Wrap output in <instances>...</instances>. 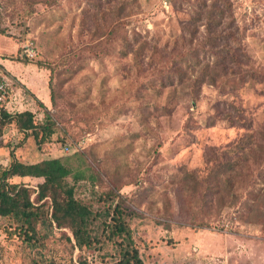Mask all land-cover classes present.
<instances>
[{
	"label": "rangeland",
	"instance_id": "374dc122",
	"mask_svg": "<svg viewBox=\"0 0 264 264\" xmlns=\"http://www.w3.org/2000/svg\"><path fill=\"white\" fill-rule=\"evenodd\" d=\"M6 2L11 8L6 12L3 26L7 31H16L17 21L26 9L21 8V2ZM189 2L193 0H142L144 12L126 18L131 20L128 33L133 30L144 34L153 32L155 39L161 35V43L168 38L174 40L180 34L179 18L184 13L180 9L184 10L182 7ZM233 2L234 16L242 35V49L249 55V62L264 73V0ZM84 6L82 0H62L54 8L39 6L37 13L26 18L24 27L28 31L21 34L20 40L0 34V62L13 76L10 86V89L14 88L13 98L10 105L6 104L11 111L32 110L36 121L44 122L47 114L53 116L52 110H65L70 115L76 101L78 107H82L77 114L86 120L91 118L96 125L94 131L79 140L69 135L71 144L63 148L48 145L40 151L35 141L28 140L16 151L20 159L33 162L71 154L74 150L87 154L93 151L98 158L102 155L111 158L113 153L126 152L127 145L131 149V158H143L142 143L147 142L149 146L155 140L152 135L145 136L135 113L136 107L129 104L127 98L130 83L141 87L140 62L121 55L125 38L122 29L111 38L93 39L94 23L84 22L81 12ZM147 42L150 53H155L154 39L149 38ZM20 47H30L35 57L17 59L15 56ZM102 49H106L107 54L98 58L94 50ZM85 58L87 60H83ZM40 62L53 65L55 73L52 74ZM141 65L144 68L148 64ZM153 70L150 69L147 78H151ZM263 89L264 85H259L248 93L243 91L237 99L240 106L246 105L251 110L254 127L258 128L264 126ZM53 95L59 103L56 106ZM171 97L172 91L166 90L161 103L172 105L169 102ZM216 98V91L205 87L202 98L194 107L176 104L172 116H160L151 125L153 134L156 133L162 141L158 153L152 156L153 168L150 169L148 165L151 163H147V168L141 172L146 180L121 190L126 194L129 209L138 213L131 219V225L145 264H264V229L262 222H258L248 208L238 212L239 205L233 206L231 198H226L220 206L219 194L212 193L210 204L202 208L203 197L195 201L183 188L186 172L195 173L203 183L207 181L214 165L210 155L228 151L236 161L242 158L236 153L237 144L245 137L247 129H237L223 120H218L213 127L206 126L205 116ZM116 109H124V112ZM55 118L57 128L64 130V123L56 114ZM76 122L73 120L75 125ZM86 124L84 121L76 126ZM6 135V140H0V162L3 164L10 161L8 148L19 142L15 138L14 125L7 128ZM8 141H11L9 145ZM89 156L93 161L94 158ZM93 165L102 171L98 160H94ZM105 177L108 179L107 175ZM39 182L40 179H35L33 183ZM252 186L264 187V181L258 180ZM143 188L146 193L137 202L139 190ZM246 188L248 185L244 182L241 190L236 188V191L245 197ZM202 220L208 224L202 225ZM41 231L42 243L33 245L22 239H9L0 229V264H32L33 258L45 263L54 260L55 264H71V246L61 240L60 231L53 232L49 223L43 224ZM78 253L76 249L75 260ZM87 255L92 264H117L121 250L116 242H110L106 250H90Z\"/></svg>",
	"mask_w": 264,
	"mask_h": 264
},
{
	"label": "trees",
	"instance_id": "16d2710c",
	"mask_svg": "<svg viewBox=\"0 0 264 264\" xmlns=\"http://www.w3.org/2000/svg\"><path fill=\"white\" fill-rule=\"evenodd\" d=\"M6 1L15 4L21 2V8L26 9L17 21L16 31L20 33L7 31L3 26L6 12L11 8ZM61 1L0 0V34L20 40L21 34L28 31L24 27L28 16L37 13L39 6L54 8ZM82 1H85L81 11L84 22L94 23L93 39L111 38L122 29L125 38L121 55L140 62L139 70L143 78L141 87L130 83L127 98L128 103L136 107L135 113L145 136L152 135L155 140L149 146L147 142L142 143L143 158H131V149L127 145L124 148L126 152L113 153L111 158L106 155L98 158L93 151L87 154L74 150L71 154L26 161L20 159L16 151L28 140L35 141L40 151H44L48 145L63 148L71 144L69 135L79 140L84 134L94 131L96 125L91 118L86 120L77 114L82 107H78L76 101L74 112L70 115L65 110H52L53 116L47 114L44 122L36 121L32 110L11 111L6 103H1L0 140L6 138L7 128L14 125L15 138L19 142L7 147L11 154L9 163L0 162V229L9 239H22L24 243L39 245L43 241L42 225L49 223L52 231H60L61 240L71 246V264H92L87 252L104 251L110 242H116L121 250L117 264H145L131 225V219L138 213L129 209L127 198L124 197L126 194L121 190L137 181L146 180V177L142 178L141 172L144 167L147 168V163L150 162L148 167L153 168L151 159L158 153L162 141L156 133L153 134L151 125L160 116H172L176 104L194 107L202 98L205 87L217 93L216 100L205 116L206 126L213 127L218 120H223L230 126L245 128L248 132L237 144L236 153L242 157L240 161H236L228 151H222L221 157L214 153L209 156L214 165L207 181L203 183L195 173L186 172L183 188L186 193H191L195 201L203 197L202 208L210 204L211 193L219 194L220 206H223L226 198H231L233 206L239 205L238 212L248 208L256 220L262 222L264 229V187L252 186L258 180L264 181V126L254 127L251 110L246 105L240 106L237 101L243 91L248 93L250 89L264 85V73L253 62H249V55L242 49V35L234 16L233 0H193L187 3L182 7L184 10L180 9L184 11L182 16L178 15L179 36L174 40L168 38L163 43L161 35L155 39L153 32L144 34L133 30L131 34L128 33L130 29L127 26L131 20L126 18L144 12L142 0ZM149 38L155 41V53H150ZM24 48L20 47L15 57L32 59ZM94 53L102 58L107 50H94ZM145 62L150 66L143 68L141 64ZM40 64L50 69L52 74L55 73V67L50 63ZM3 67L0 62V70ZM150 69H154V73L151 78H147ZM168 89L172 91L169 100L172 105L161 103ZM9 90L10 87L7 95ZM52 97L55 106L58 105L55 96ZM119 112H124V109ZM55 114L64 123V130L57 128ZM73 120L77 121L76 125L84 121L87 124L78 127ZM10 143L8 141L7 144ZM89 155L99 161L102 171L93 165L94 160L90 161ZM35 179L41 182L35 185ZM244 182L248 185L244 190L245 197L236 191V188L241 190ZM145 188L139 190L137 202L146 193ZM200 223L204 226L208 224L206 220ZM76 249L79 253L75 260ZM32 264H55V261L45 263L42 259L33 258Z\"/></svg>",
	"mask_w": 264,
	"mask_h": 264
},
{
	"label": "built area",
	"instance_id": "2783aa9c",
	"mask_svg": "<svg viewBox=\"0 0 264 264\" xmlns=\"http://www.w3.org/2000/svg\"><path fill=\"white\" fill-rule=\"evenodd\" d=\"M27 55L31 58L35 57V52L27 47ZM13 77L3 68L0 70V104L6 102L7 91L9 87L13 84Z\"/></svg>",
	"mask_w": 264,
	"mask_h": 264
},
{
	"label": "crops",
	"instance_id": "0c3cea01",
	"mask_svg": "<svg viewBox=\"0 0 264 264\" xmlns=\"http://www.w3.org/2000/svg\"><path fill=\"white\" fill-rule=\"evenodd\" d=\"M11 75V74H10ZM12 76V75H11ZM13 77V76H12ZM13 91H14V88L12 89H10L9 90V93H8V95H7V97H6V99H7V102H6V104L7 105H10L11 104V101H12V98H13ZM9 108V107H8Z\"/></svg>",
	"mask_w": 264,
	"mask_h": 264
}]
</instances>
